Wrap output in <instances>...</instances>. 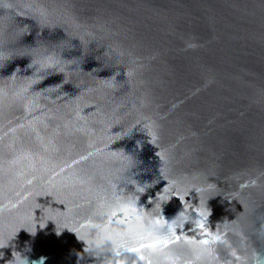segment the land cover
I'll return each mask as SVG.
<instances>
[{"label": "water", "instance_id": "obj_1", "mask_svg": "<svg viewBox=\"0 0 264 264\" xmlns=\"http://www.w3.org/2000/svg\"><path fill=\"white\" fill-rule=\"evenodd\" d=\"M17 252L264 264V0H0V264Z\"/></svg>", "mask_w": 264, "mask_h": 264}, {"label": "clouds", "instance_id": "obj_2", "mask_svg": "<svg viewBox=\"0 0 264 264\" xmlns=\"http://www.w3.org/2000/svg\"><path fill=\"white\" fill-rule=\"evenodd\" d=\"M42 67L45 70H47V69H53L54 68L57 73H63L64 74L65 71H66V68L65 67H57L56 64L50 63V62H45L42 65ZM207 211H208V213L210 215L211 214L210 213V210L207 209ZM175 220H176V217L173 220H171V221H175ZM187 222H190L191 224H193L194 218L193 219H186V220H184V222H183L184 223V226H185V223H187ZM30 234H32V233H30ZM7 246L8 245H4L3 247H7ZM102 247H103L102 245H98L97 246L98 249H100ZM2 258H3V255H0V259H2ZM44 260H45V258L44 257H41L40 260H38V261H32L31 264H44ZM7 264H30V262H29V260H28V258L26 256H23L20 252H17L16 255H13V259L11 261H8Z\"/></svg>", "mask_w": 264, "mask_h": 264}]
</instances>
